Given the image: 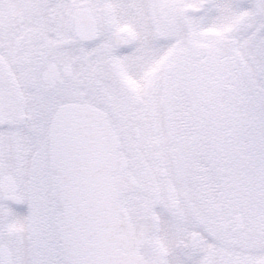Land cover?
I'll list each match as a JSON object with an SVG mask.
<instances>
[{"label":"snow or ice","instance_id":"6c2138e0","mask_svg":"<svg viewBox=\"0 0 264 264\" xmlns=\"http://www.w3.org/2000/svg\"><path fill=\"white\" fill-rule=\"evenodd\" d=\"M0 264H264V0H0Z\"/></svg>","mask_w":264,"mask_h":264}]
</instances>
